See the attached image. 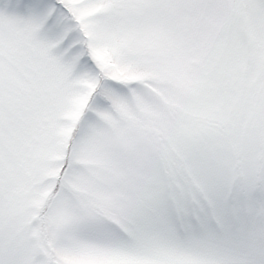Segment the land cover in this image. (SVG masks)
<instances>
[{
	"label": "snow or ice",
	"instance_id": "1",
	"mask_svg": "<svg viewBox=\"0 0 264 264\" xmlns=\"http://www.w3.org/2000/svg\"><path fill=\"white\" fill-rule=\"evenodd\" d=\"M0 264H264V0H0Z\"/></svg>",
	"mask_w": 264,
	"mask_h": 264
}]
</instances>
